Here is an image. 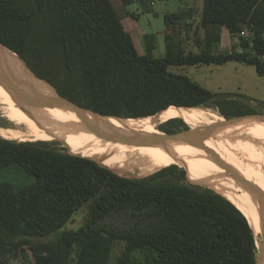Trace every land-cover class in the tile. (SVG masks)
<instances>
[{
    "label": "trees",
    "instance_id": "1",
    "mask_svg": "<svg viewBox=\"0 0 264 264\" xmlns=\"http://www.w3.org/2000/svg\"><path fill=\"white\" fill-rule=\"evenodd\" d=\"M118 1L126 7L135 0ZM197 1L192 12L165 14L162 57L138 52L111 0H0V42L60 95L103 115L146 117L201 105L216 106L225 117L258 113L170 67L236 61L264 75V0ZM196 9L198 49L190 51L182 25ZM127 17L136 28V14ZM222 28L238 42L214 52ZM142 36L156 43L153 33ZM182 120L159 128L185 129ZM250 120L241 122L264 125ZM82 156L45 141L0 136V171L16 165L32 177L18 187L0 182V264H11L25 246L32 258L22 254L23 264H254L255 236L235 200L163 178L185 174L175 164L128 178ZM80 211L82 222L68 228Z\"/></svg>",
    "mask_w": 264,
    "mask_h": 264
},
{
    "label": "bare ground",
    "instance_id": "2",
    "mask_svg": "<svg viewBox=\"0 0 264 264\" xmlns=\"http://www.w3.org/2000/svg\"><path fill=\"white\" fill-rule=\"evenodd\" d=\"M8 61L13 62L9 64L14 69V77H16L17 81L20 80L18 73L21 78H27L21 62L15 59L12 60L9 57ZM28 79L38 90L53 94L52 88L47 84L39 80ZM44 88L47 91H44ZM10 93L13 94L7 86L0 88V104H2L4 116L16 126H0L1 137L22 141L43 139L70 142V146L76 147L88 157L102 162L119 174H130L133 172L146 174L170 166L176 160L183 166L192 161L198 165L203 180L239 201L238 203L249 216L251 226L259 232L255 231L254 234V236L259 235V238H256V243L259 242L261 235L259 202L252 190L247 189L240 182L234 180L228 173H233L247 180L264 195V157L258 152L256 153L244 147L240 139L252 136L264 137V125H253L239 121L236 124L226 126L217 134L209 137H219L216 140L207 138L205 140V145L208 146L207 149L198 148L192 144H175L170 148V153L161 147L130 144L124 140L119 141L120 139H117L119 137L115 132L120 131L123 134L136 136L159 134L160 130L156 129L157 123L160 124L166 121V116L170 114L168 111L192 107H171L152 116L122 120L114 117L95 116L89 113L78 115L70 112V109L64 106H53V104L46 103L37 105L27 112L25 110L27 108L26 105L23 107L16 98H12L13 96ZM182 112L183 115L199 117L202 125L224 120L220 114L210 111V109L197 107L188 111H172L171 113L182 114ZM87 125L91 126V130ZM19 126L22 128H19ZM110 147H119L121 149L131 147L133 150L137 147V149L150 156L158 157L160 160L152 164L146 163L148 165H132L126 160H111L106 156L102 157L95 149ZM226 148H230L227 154L224 151ZM118 155L121 156V154Z\"/></svg>",
    "mask_w": 264,
    "mask_h": 264
},
{
    "label": "rangeland",
    "instance_id": "3",
    "mask_svg": "<svg viewBox=\"0 0 264 264\" xmlns=\"http://www.w3.org/2000/svg\"><path fill=\"white\" fill-rule=\"evenodd\" d=\"M111 2L115 6L119 16L121 17L122 22L124 24V28L129 32L131 31V37L138 52L144 54H149L148 52H150V55H152L153 57H162L165 52V40H164L165 14L174 13L178 11L186 12L189 8L191 9L192 12V10H194L192 8L194 7L198 8L196 7V5H198L199 1L193 3V0H136L126 7H123L118 0H111ZM128 12H134L136 14L137 17L136 26H138V28L137 27L134 28L130 24L129 18L127 17ZM192 15H193L192 17L193 20L188 16H184L185 22H183L184 25H182V34L184 36V44L186 46V50L196 51L198 49L196 46L197 36L195 37V35H193V28H195V23H196L194 19H198L199 16L198 9H196V11L193 12ZM189 23L190 25H188ZM139 30H145V32L153 33L155 35L154 37L157 39L155 43L156 45L155 48H152L151 42H149L148 45L149 39H144V37L140 34ZM197 33L199 36H201L203 32L201 29H198ZM246 34L247 32L243 31L242 35H246ZM237 42H238V38L236 36H232L229 33H226L222 38L220 37V41L218 43L212 45V50L214 52L229 51L232 49V46L234 44H237ZM8 62L13 63L12 61H8ZM170 70L176 73L177 72L184 73L188 75L191 79L199 83L202 87L212 92L224 93L229 98L234 99L239 104L250 108L254 112L264 113V75L257 74L254 66L252 65H248L236 61H228L221 65L199 64L195 66H183V67L171 66ZM14 79L16 80V78ZM5 85L11 92L13 91V87L10 81H8L5 78L3 72H1L0 70V88L6 87ZM7 96L12 97L10 95ZM197 108L210 109V111L220 114L219 109L213 105H201V106H197ZM169 113L170 114L166 116L167 117L166 121L173 118H180L181 120L182 119L187 120V123H185L183 120L182 121L184 124H186L189 127L196 128L202 126V121L200 120L199 117L188 116L186 114L183 115V112L182 114L181 113L176 114L171 112ZM166 121H163V123H165ZM250 121H256V119H251ZM163 123L160 124L157 123L158 126L156 127V129L159 130L160 129L159 126L162 125ZM0 126L3 127L16 126L4 116L2 110V104H0ZM19 128L22 127L19 126ZM7 139H11V138H7ZM209 139L216 140V138H209ZM240 139L242 140V144L244 147H247L251 149V151H254L256 153L258 152L264 157L263 136H259V137L252 136V137H245ZM11 140L22 141L18 139H11ZM24 141H30V142L45 141L49 143L51 147H55L57 149L68 152V150L60 143V142H65L67 144L68 149L72 153H77L80 155L83 153L81 150L77 149L76 147L70 146L69 145L70 142H66V141L43 140V139L24 140ZM207 148L208 146L205 145V141H204V146L202 147V149H207ZM95 149L97 150L98 154L102 157L106 156L108 157V159L111 160H120V161L126 160L132 165H139V164L148 165L146 163L152 164L160 160V158L155 156H150L147 153L143 152L142 150L137 149V147H135L134 150L131 147H125L124 149H121L119 147L95 148ZM228 150H230V148H226V150H224L226 151L225 154H227ZM118 154H121V156H119ZM211 157L214 158L212 155ZM133 160H135L136 162H134ZM173 164L185 170V174L179 175L177 173H170V174H165L163 178L171 181H179L186 184H196L202 187L206 186L215 191H218L219 193L224 194L225 196L235 200L236 202H239L237 199L228 196L224 192H221L219 189L211 186L207 181L203 180L199 172V167L196 163L190 161L188 162V164L183 166L180 165L176 160ZM160 169L146 174L145 173L139 174L133 172L130 174H120V175L128 178H132V177L143 178L151 174H154ZM31 180L32 177L26 175L16 165L2 169L0 171V182L2 181L8 182L14 185L15 187H18L22 184L23 185L27 184ZM82 218H83L82 211H80L67 224V227L75 228L78 224L82 222ZM252 228L254 230L253 231L254 234L255 231L258 232L256 228L254 227ZM256 238H259L258 234L255 235V240H257ZM22 254H26L28 256V257L26 256L28 260L32 258L29 246H25L24 252L19 251V253L17 254V258L11 261V264H23L27 262V260L23 257ZM113 263L114 262H112L111 264Z\"/></svg>",
    "mask_w": 264,
    "mask_h": 264
},
{
    "label": "water",
    "instance_id": "4",
    "mask_svg": "<svg viewBox=\"0 0 264 264\" xmlns=\"http://www.w3.org/2000/svg\"><path fill=\"white\" fill-rule=\"evenodd\" d=\"M7 51H8V53H12L13 55L17 56V58L22 62L25 74L28 76L27 78H23V77L21 78L20 74L18 73L20 80L16 81L14 79L16 77H14V69L11 67V65L8 62V56L6 53ZM0 70H1V72H3L5 78L8 81H10V83L13 87V91H12L13 94L10 93V95L15 97L17 99V101L22 104L23 107L26 105L27 108H25V110H27V112L29 110H32L33 108H35L37 105L46 103V104H50V105L53 104V106H59V105L64 106V107L69 108L70 110L74 111L78 115H80V114L86 115L87 113H89V114H93L95 116L99 115L102 117H104V116L114 117V118H118V119H122V120L129 119V118H123V117H118V116H114V115L100 114L98 112L84 108V107L78 105L77 103H75V102L65 98L64 96L60 95L50 83H48L47 81L37 77L34 74V72L25 64V62L14 51L7 48L1 42H0ZM28 78H31L32 80H37V81L39 80V81H42L43 83H46L48 86H50L52 88L53 94H48V93H45V92L38 90L36 88V86H34V84ZM175 107H179V106H175ZM165 109H163V110H165ZM163 110H161V111H163ZM161 111H159V112H161ZM159 112H157V113H159ZM157 113H155V114H157ZM221 116L224 119L223 121L215 122V123L208 124V125H202V126H199L196 128H192V127L188 126L185 129H180V130H177V131H174L171 133L165 132V131H162L161 129H159L160 130L159 134H151L150 136H136V135H130V134H123L120 131H116L115 134L118 135L119 138H117V139L118 140L120 139L119 141L124 140L130 144H136V145L140 144L143 146L151 145V146L161 147L164 150L170 152V148L173 147L175 144H192L198 148L203 147L205 139L211 137L213 134H217L219 131L224 129L226 126L236 124L239 121H244V120H248V119H256V120L264 121V113H262V112L241 114V115L231 116V117H225L223 115H221ZM138 118H143V117H136L134 119H138ZM87 127L91 130L90 125H87ZM60 143L62 144V146H64L68 150L69 153L82 156V155L77 154V153H72L68 149L67 144L65 142H60ZM82 157H86V156H82ZM86 158L92 159V160L96 161L99 166L105 167V168L113 171L114 173L120 175L119 173L115 172L112 168L108 167L107 165L103 164L102 162L97 161L91 157H86ZM228 175L231 176L237 182H240L247 189L252 190L253 194L256 196V198L259 202V218H260L261 235H260L259 242L256 243L257 252H256L254 264H264V195L262 192H260L255 186H253L247 180H245L241 177H238L233 173H228ZM245 217H246V215H245ZM247 220H248V218H247ZM248 222H249V220H248ZM249 225H250V223H249Z\"/></svg>",
    "mask_w": 264,
    "mask_h": 264
},
{
    "label": "crops",
    "instance_id": "5",
    "mask_svg": "<svg viewBox=\"0 0 264 264\" xmlns=\"http://www.w3.org/2000/svg\"><path fill=\"white\" fill-rule=\"evenodd\" d=\"M136 1V0H135ZM199 5H200V2H198V7H199ZM121 21H122V19H121ZM129 22H130V24L135 28V25L129 20ZM122 24H123V22H122ZM137 24V23H136ZM123 26H124V24H123ZM137 28H138V26H136ZM129 32V31H128ZM139 32H140V34L141 35H143L144 33H148V32H145V30H139ZM130 33V35H131V31L129 32ZM226 33H228V31L225 29V28H222L221 29V32H220V37L222 38ZM228 36V35H227ZM157 40V39H156ZM153 43H152V48H155L156 47V45H155V41L153 40L152 41Z\"/></svg>",
    "mask_w": 264,
    "mask_h": 264
},
{
    "label": "built area",
    "instance_id": "6",
    "mask_svg": "<svg viewBox=\"0 0 264 264\" xmlns=\"http://www.w3.org/2000/svg\"><path fill=\"white\" fill-rule=\"evenodd\" d=\"M241 34H243V32H241Z\"/></svg>",
    "mask_w": 264,
    "mask_h": 264
},
{
    "label": "flooded vegetation",
    "instance_id": "7",
    "mask_svg": "<svg viewBox=\"0 0 264 264\" xmlns=\"http://www.w3.org/2000/svg\"><path fill=\"white\" fill-rule=\"evenodd\" d=\"M134 162H136L135 160H133Z\"/></svg>",
    "mask_w": 264,
    "mask_h": 264
}]
</instances>
